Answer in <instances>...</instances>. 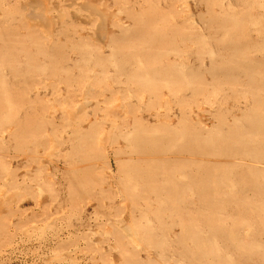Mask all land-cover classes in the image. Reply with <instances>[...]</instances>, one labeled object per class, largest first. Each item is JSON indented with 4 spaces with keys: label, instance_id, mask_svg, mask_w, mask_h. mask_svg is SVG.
<instances>
[{
    "label": "rangeland",
    "instance_id": "rangeland-1",
    "mask_svg": "<svg viewBox=\"0 0 264 264\" xmlns=\"http://www.w3.org/2000/svg\"><path fill=\"white\" fill-rule=\"evenodd\" d=\"M0 264H264V0H0Z\"/></svg>",
    "mask_w": 264,
    "mask_h": 264
},
{
    "label": "bare ground",
    "instance_id": "bare-ground-1",
    "mask_svg": "<svg viewBox=\"0 0 264 264\" xmlns=\"http://www.w3.org/2000/svg\"><path fill=\"white\" fill-rule=\"evenodd\" d=\"M76 8V7H75Z\"/></svg>",
    "mask_w": 264,
    "mask_h": 264
}]
</instances>
